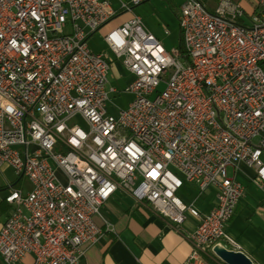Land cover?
<instances>
[{
	"label": "built area",
	"instance_id": "1",
	"mask_svg": "<svg viewBox=\"0 0 264 264\" xmlns=\"http://www.w3.org/2000/svg\"><path fill=\"white\" fill-rule=\"evenodd\" d=\"M145 1L0 0V173L30 184L1 199L4 264H78L119 190L169 227L197 220L187 264H208L216 245L241 251L226 232L245 192L241 164L264 193V0H251L253 16L233 0H184V57L134 15L103 37L113 59L90 49ZM115 62L130 75L123 89L109 82ZM122 94L132 100L113 112Z\"/></svg>",
	"mask_w": 264,
	"mask_h": 264
},
{
	"label": "crops",
	"instance_id": "2",
	"mask_svg": "<svg viewBox=\"0 0 264 264\" xmlns=\"http://www.w3.org/2000/svg\"><path fill=\"white\" fill-rule=\"evenodd\" d=\"M252 8L250 5L248 14L253 16L255 11ZM132 14L133 11L120 14L100 31L106 34L115 21L122 17L127 20ZM95 34L88 39V45L94 52L96 51L90 46V41ZM102 41L107 51L96 53H104L109 57L111 54L104 39ZM113 64L124 70L119 63ZM129 80L125 81L124 85ZM240 166L235 178L243 185L246 194L244 192L245 195L239 201L226 232L239 244L241 252L249 257L253 264H264V193L258 194L254 191L248 194L247 189L249 184L253 183L254 173L245 165ZM15 179L7 184H3V180L0 182V228L9 213V208L4 209L1 199L11 187L16 188L13 185ZM214 202V193L207 192L199 198L197 205L201 212L206 213L213 207ZM95 222L104 230V235L96 245L85 249L78 264H187L192 249L187 235L197 224V220L188 218L180 228L169 227L163 218L138 204L122 190L117 191L103 205L101 216L97 217ZM26 261L30 263L29 258ZM207 262L222 264L216 257L207 258ZM0 264H4L1 258Z\"/></svg>",
	"mask_w": 264,
	"mask_h": 264
},
{
	"label": "rangeland",
	"instance_id": "3",
	"mask_svg": "<svg viewBox=\"0 0 264 264\" xmlns=\"http://www.w3.org/2000/svg\"><path fill=\"white\" fill-rule=\"evenodd\" d=\"M129 1L130 0H109L111 6L115 10L119 9L121 2L126 4ZM233 1L239 3V5L243 9H245L247 13L249 12L251 0ZM216 2L217 0H207L206 4L212 7ZM183 3L184 0H147L141 5L135 7L133 9L132 15L139 17L145 28H147L152 34H154L163 43V45L168 51L173 52L176 49L179 37V26L177 16L179 15L180 8ZM123 20H125V17H122L120 18V20L115 21L114 24L110 26V28L112 26L115 27L120 25ZM165 30L168 32L167 36L164 35ZM103 32L104 31L99 30L91 38L90 46L96 52L107 51L102 41V37L105 35ZM109 58L113 59L111 55H109ZM129 78L130 75L126 71L119 69L117 64H112L109 73V82L111 86L117 87L118 89H123L124 82L129 80ZM131 100L132 98L130 95H116L114 98L111 99V110L115 112L118 109H126ZM1 172L2 173H0V182L3 180V184L10 183L16 178L11 173L9 168L5 167ZM227 174L228 176H232L231 169L227 170ZM177 176L179 175L177 174ZM238 178L240 179V177ZM254 186L255 185L253 183L249 184V188L247 189L248 194L253 193L254 191L258 194H262V192L256 186ZM20 187L30 189V184L26 178H23V182L20 186L16 187V189H20Z\"/></svg>",
	"mask_w": 264,
	"mask_h": 264
},
{
	"label": "water",
	"instance_id": "4",
	"mask_svg": "<svg viewBox=\"0 0 264 264\" xmlns=\"http://www.w3.org/2000/svg\"><path fill=\"white\" fill-rule=\"evenodd\" d=\"M212 252L222 264H253V261L241 251H228L222 246L216 245Z\"/></svg>",
	"mask_w": 264,
	"mask_h": 264
},
{
	"label": "trees",
	"instance_id": "5",
	"mask_svg": "<svg viewBox=\"0 0 264 264\" xmlns=\"http://www.w3.org/2000/svg\"><path fill=\"white\" fill-rule=\"evenodd\" d=\"M200 3L202 4H206L207 0H198ZM176 50L179 52V55L181 57H184V54H185V51H184V48H183V45H182V41H181V35L179 33V37H178V43H177V46H176ZM23 182V178L22 177H17L15 179V181L13 182V185L14 187H18L19 185H21V183ZM4 204V209H8L9 207L5 204Z\"/></svg>",
	"mask_w": 264,
	"mask_h": 264
},
{
	"label": "bare ground",
	"instance_id": "6",
	"mask_svg": "<svg viewBox=\"0 0 264 264\" xmlns=\"http://www.w3.org/2000/svg\"><path fill=\"white\" fill-rule=\"evenodd\" d=\"M228 251H234L235 252V250H228Z\"/></svg>",
	"mask_w": 264,
	"mask_h": 264
}]
</instances>
